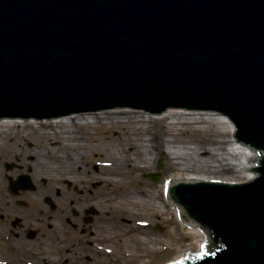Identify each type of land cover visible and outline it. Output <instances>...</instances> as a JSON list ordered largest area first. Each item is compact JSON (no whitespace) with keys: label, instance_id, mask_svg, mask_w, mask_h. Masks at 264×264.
Returning <instances> with one entry per match:
<instances>
[{"label":"water","instance_id":"1","mask_svg":"<svg viewBox=\"0 0 264 264\" xmlns=\"http://www.w3.org/2000/svg\"><path fill=\"white\" fill-rule=\"evenodd\" d=\"M112 110L232 123L236 144L259 156L241 173L256 175L170 180L179 207L166 200L207 241L170 264H264V0H0V120Z\"/></svg>","mask_w":264,"mask_h":264},{"label":"bare ground","instance_id":"2","mask_svg":"<svg viewBox=\"0 0 264 264\" xmlns=\"http://www.w3.org/2000/svg\"><path fill=\"white\" fill-rule=\"evenodd\" d=\"M99 121H102L101 123L107 125L110 129L113 128L114 124L118 126H130L126 132L127 136L120 140V146H116L110 152L105 153L102 151L100 153L104 174L100 177L99 181H96L102 186H129L130 183L135 182V177L138 173L150 170L154 166L159 155L161 156V161L165 159L172 170V173L167 171L165 179L162 181L166 189L169 187L170 180L220 181L221 183L240 184L249 182L255 177L253 174L241 173V171L243 168H254L250 160L259 156H255L250 149L239 147L236 144L233 137L235 128H233L232 123L228 122L225 116L220 114H193L184 113L183 110H178L176 113L175 110H167L158 119L157 116L151 118L149 113H144L142 116V113L133 110H127L126 113L123 110L121 112L112 110L111 113H101L100 116L92 118L90 115H77L74 119L56 123H47L46 120H43V123H36L35 120H31L30 123H22L21 120L17 122L13 120H6L4 122L1 120L0 130H8L15 125L33 124L39 125L45 131L61 132L75 125L94 127ZM211 126L223 137L224 141L221 148L224 157L222 159L216 156L217 152H215V148H208L200 143L196 144L191 137L184 141H177L175 139L181 131L190 130L196 132V134H199V132L203 134L207 133L208 128ZM144 132L152 139L138 140L137 137L144 134ZM116 134L120 135L118 132ZM152 140H154V144ZM128 151L142 153L143 157L131 161L126 155ZM146 153L148 156H145ZM204 154L206 155L202 157ZM73 170L74 167L71 165L65 168V171H67L65 173H74ZM69 177L73 179L77 178L65 176V180H69ZM109 197L104 195L102 202L110 199ZM165 197L162 195L161 198H153L150 201H146L137 193L132 197L120 194L117 198L110 199L109 202L106 201V205L111 206L109 208L106 207V209L115 211L120 220H116V218L108 219L104 224L102 223V225H105L104 229H101L97 224L89 227L90 234L92 232L94 236L90 235L86 250L77 253V256L87 257L86 261L80 262V264H119L122 260L129 261V263L134 262L135 264H149L150 262L148 263L146 259H150L151 255H157L161 258L168 257L174 250L168 244L172 241L181 243L183 235L188 240H192L190 244L181 246L178 254L172 256L170 260H164L160 264L180 262L182 258L189 254L191 256L202 254L203 245L207 243L204 234L197 228L190 230L188 225H182L178 211H175L174 205L166 200ZM124 203H132L136 206L141 204L149 205L153 207V214L156 219L160 218V212L170 214L173 211L180 222L179 228L184 229L185 233L182 234L178 230L168 233L165 240L167 246L164 247L153 246L156 242L160 241L161 236L159 237L150 233L132 238L134 246L139 248L133 247L130 250V248L121 247L120 245H125L127 241L124 240L125 236L123 234L126 233V228L128 227L124 223L126 222V218L131 214V210L126 208ZM138 221L140 220L138 219ZM138 221L134 224L135 228L140 227ZM65 222L67 224L71 223L67 217L65 218ZM112 222L115 224H112ZM115 229L119 231V234L122 233L121 236H117V240L115 239V235L111 233ZM112 240L115 242H112ZM112 243H115L116 247H112ZM92 244L93 246H91ZM96 244L100 245L97 246ZM141 244L143 247L140 246ZM194 244H197L196 248L193 247ZM92 258H96V261H91ZM111 260H114V262Z\"/></svg>","mask_w":264,"mask_h":264},{"label":"rangeland","instance_id":"3","mask_svg":"<svg viewBox=\"0 0 264 264\" xmlns=\"http://www.w3.org/2000/svg\"><path fill=\"white\" fill-rule=\"evenodd\" d=\"M109 121V120H106ZM115 121V120H114ZM113 121V122H114ZM94 127L87 126H71L67 130H62L61 132L56 131H45V129L40 128L39 125H21L12 127L13 130H5L0 135H5L14 139L13 143L6 142L7 147L16 148L17 145L23 143L24 139H27L32 144V149H27L24 153L34 152V154L47 155L50 157L51 163H59V165L69 167L73 165L74 173H65V168L54 169L48 168V172H39L36 178L44 177L49 179L50 183H46L44 186L55 185L59 188L61 197L53 200L58 205H65V218H69L71 223L67 224L65 222V234L63 233L61 238L65 239V264H80V262L86 261L87 257L77 256L78 250H86L85 240H90L89 227L97 224L101 229H104L108 219H118L115 211L108 210L106 207H111L106 205V201L109 202L110 199L117 198L118 195L122 194L132 197L134 194H140L142 199L150 201L151 199L161 198L162 195L166 196L167 190L164 188L162 181L165 179V174L168 172L172 173V170L165 159L161 156L156 159L154 166L145 172H140L135 177V182L129 184V186H102L96 180H100L103 176L104 171L102 170L101 160L102 156L100 153L104 151L105 153L110 152L115 149L116 146H120L119 142L127 136V131L129 125L118 126L113 125V128H108L107 125L101 123ZM121 122V121H120ZM2 131V130H0ZM118 132L120 135H117ZM197 136V137H195ZM3 137V142L7 140ZM191 137L193 142L196 144H203L208 148H215L217 152L216 156L220 159L224 157L222 153L223 137L220 133L216 132L213 126L208 128L207 133L196 134L194 131L185 130L181 131L179 135L175 137L177 141H184L185 139ZM138 140H151L152 138L144 132L141 136L139 135ZM165 138V137H164ZM153 144H154V140ZM4 148V143H3ZM127 157L134 161L137 158L143 157L142 153L127 152ZM204 154L202 157H204ZM145 156H148L146 153ZM58 157V158H56ZM72 160V161H71ZM161 161V168H158L159 162ZM70 172V171H69ZM158 176L156 180H152L150 176ZM65 176H74L76 179L70 178L65 180ZM95 178L94 180H92ZM69 182L70 185L67 184ZM38 186H43L38 183ZM119 187V188H118ZM104 195L110 196L105 202H102V197ZM92 206V207H91ZM124 206L131 210V214L126 218V233L125 245H120L121 247H126L133 249L134 246L133 239L139 235L152 234L156 236H161L160 241L156 242L153 246L164 247L167 246L166 238L167 234L178 230L180 233L184 234L185 230L179 228L180 222L177 215L171 211L170 214H165L160 212L159 219H156L153 212V207L149 205H134L132 203H124ZM103 207V208H102ZM83 208L87 210H94L97 215H94L93 223L86 225L83 224L79 226L80 213L83 212ZM105 208V209H104ZM57 211V210H56ZM77 213V216L74 214ZM77 217V218H75ZM138 219L140 221H138ZM120 220V218L118 219ZM138 221L140 227L135 228L134 224ZM120 222V221H119ZM101 223V224H98ZM112 224H115L112 222ZM115 228V227H112ZM85 230V233L83 232ZM115 235V239L119 234L116 229L111 232ZM181 243H175V241L170 242L173 247L172 253L166 257L161 258L157 255H151L150 259H146L149 264H160L164 260H170V258L179 253L181 246L190 244L192 240H188L185 235H183ZM114 239V240H115ZM112 240V242H115ZM117 240V239H116ZM83 244V247H82ZM82 248H80V247ZM112 247H116L115 243L111 244ZM143 247V245H140ZM78 247V248H77ZM193 247H197L194 244ZM91 261L95 262L96 258H92ZM114 262V260H111ZM138 263V262H136ZM52 264H57L54 261ZM119 264H135L129 263V261L122 260Z\"/></svg>","mask_w":264,"mask_h":264},{"label":"flooded vegetation","instance_id":"4","mask_svg":"<svg viewBox=\"0 0 264 264\" xmlns=\"http://www.w3.org/2000/svg\"><path fill=\"white\" fill-rule=\"evenodd\" d=\"M3 137L6 136L0 135V264H65V239H58L65 234V205L53 200L61 197L60 190L55 185L44 186L51 182L49 179L36 178L39 172H48L49 167H65L51 163L47 155L24 153L32 149L27 139L14 149L6 145L14 139L6 137L3 142ZM82 210L78 227L92 224L97 215L94 208ZM90 235L94 236L92 232Z\"/></svg>","mask_w":264,"mask_h":264}]
</instances>
